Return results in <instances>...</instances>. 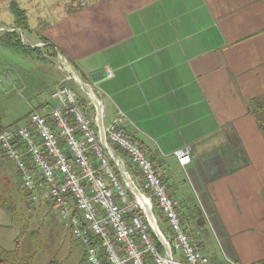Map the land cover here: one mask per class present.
<instances>
[{
    "label": "crops",
    "instance_id": "crops-1",
    "mask_svg": "<svg viewBox=\"0 0 264 264\" xmlns=\"http://www.w3.org/2000/svg\"><path fill=\"white\" fill-rule=\"evenodd\" d=\"M12 3L26 17V27L17 28L22 44L38 47L42 58L0 44L2 55L18 54L5 64L0 58L6 85L0 86V131L35 106L57 104L49 95L62 78L49 93L42 91L37 103L32 93L22 94L30 86L26 72L39 61L54 62L46 48L52 46L77 73L96 80L103 122L122 111L125 132L145 151L158 153L156 170L179 202L183 226L198 227L191 206L196 201L207 227L203 232L211 233L222 250L216 263L236 261L229 230L264 227V137L249 109L250 100L264 94V0H0L2 26L13 27ZM106 68L112 77H105ZM12 94L29 109L4 123L3 107ZM240 149L246 157L238 159L233 153ZM178 150L188 151L187 165L178 163ZM9 161L0 150L4 227L16 213L4 184ZM205 233L198 241L201 251ZM5 237L0 227V241ZM248 238L240 235L237 245Z\"/></svg>",
    "mask_w": 264,
    "mask_h": 264
},
{
    "label": "built area",
    "instance_id": "built-area-1",
    "mask_svg": "<svg viewBox=\"0 0 264 264\" xmlns=\"http://www.w3.org/2000/svg\"><path fill=\"white\" fill-rule=\"evenodd\" d=\"M4 31H16L23 39L17 28L0 25ZM57 55L58 68L67 72L49 95L57 104L35 106L0 131V150L16 164L20 189L32 201L48 200L58 207L84 247L86 264H211L198 247L199 229L183 226L178 200L146 151L125 132V114L118 110L105 124L96 80H87ZM112 76L106 68L105 77ZM4 79L0 76L2 88ZM69 80L82 96L67 85ZM79 98L87 100L88 107H82ZM114 144L128 155L137 173L127 169ZM175 154L181 166L190 162L187 150ZM155 202L166 234L158 225Z\"/></svg>",
    "mask_w": 264,
    "mask_h": 264
},
{
    "label": "rangeland",
    "instance_id": "rangeland-1",
    "mask_svg": "<svg viewBox=\"0 0 264 264\" xmlns=\"http://www.w3.org/2000/svg\"><path fill=\"white\" fill-rule=\"evenodd\" d=\"M39 42H37L38 44ZM43 43V42H42ZM2 55L0 53V58L5 64L6 61L10 62L13 60L17 53L14 52H4ZM14 53V54H13ZM58 55L54 56V62L50 60L39 61L36 63L37 68L34 69L33 64L30 63L29 66L32 68L26 72V79L30 78V86L23 90L22 94L24 96H31L33 94L32 102L37 103L41 100V92L46 91L49 93L52 89L53 84L57 81L59 82L61 78L67 73L62 72L58 68ZM41 66V68H38ZM0 67H4L0 64ZM6 68V67H5ZM1 70V69H0ZM65 73V74H64ZM30 74V77H29ZM34 77V80L33 78ZM21 82L18 84L20 87ZM73 84L74 90L82 96V92L79 87L72 81H68L67 85ZM5 85V80H4ZM6 86V85H5ZM12 88H10L11 90ZM30 90V92H29ZM10 100L5 101L3 107V122L10 123L18 117L24 115L29 109V103L24 102L19 96L12 94L9 97ZM28 99V97H27ZM223 137V136H222ZM224 138V137H223ZM230 139L229 137H225ZM240 157H246V152L244 150H238L233 153ZM9 174L4 179V184L9 189V194L11 199L14 201L15 215L11 225L4 227L3 223L0 222V227L5 229L6 237L4 241H0V247L2 250H11L15 246L16 237L23 229L21 233V238L19 239L21 248V262L20 264H47L50 259L56 254L59 264H85L82 260L84 254V247L82 243L77 240L66 221L62 220L59 214L58 207L48 200L35 201L33 203L28 202L26 197L20 192L23 198V203H17L19 201L18 184L15 175V165L13 162H6ZM192 208L197 213L196 220L198 224L204 225V219L200 215L201 210L198 207L196 201L192 203ZM2 213V210H0ZM195 228V227H194ZM228 229V227H227ZM32 230H37L39 233L40 246L37 254L35 255L33 261L29 263V255L33 253L36 249L35 242L30 236ZM238 231H231L227 233V238L229 240V245L236 257V264H259L264 260V227H242L238 228ZM226 231V229H225ZM246 233V234H245ZM201 235V233H200ZM203 250L208 258H215L217 260H222L223 254L218 245L217 240L211 233L208 232L204 234ZM240 235H247L248 243L240 244L236 243L237 237ZM202 236V235H201ZM231 258V257H229ZM234 259V258H232ZM211 263V262H210ZM216 264H220L219 262Z\"/></svg>",
    "mask_w": 264,
    "mask_h": 264
},
{
    "label": "trees",
    "instance_id": "trees-1",
    "mask_svg": "<svg viewBox=\"0 0 264 264\" xmlns=\"http://www.w3.org/2000/svg\"><path fill=\"white\" fill-rule=\"evenodd\" d=\"M11 11L14 15V24L13 27L16 28H25L26 27V17L24 14V11L22 9H20L16 4L12 3L11 6ZM0 44H2L3 46L9 47L15 51H20V52H25V53H36L38 51V47H27L24 46L19 38V34L16 31H11V32H0ZM46 48L50 49L51 52H49L50 55L55 56V49L50 46L47 45ZM37 57L42 58L41 56H39L38 53H36ZM70 87L72 89H76V87H74L73 84H70ZM79 104L82 107H88V101L85 100L84 98H79ZM40 106V105H39ZM92 108V107H91ZM91 108H87L88 113L90 115H93L92 109ZM249 109L251 111V113L253 114V116L255 117L256 123L264 137V94L258 97H253L250 102H249ZM16 122L10 124L9 126L14 125ZM7 126V127H9ZM5 127V128H7ZM129 137H131L134 141H136V139H134L131 135L127 134ZM137 143H139L138 141H136ZM139 145L143 148V146L139 143ZM112 147L114 148V150L116 151V153L120 154L126 161V166L127 169L132 172V173H137V169L136 167L130 162L128 155L117 145H112ZM148 157L150 158V160L152 161L153 165L156 168V157L158 155V153L156 151L152 152V151H146ZM158 159V158H157ZM23 192V191H22ZM24 196L26 198H29V193L23 192ZM6 204V201L4 199H2L1 195H0V206H4ZM186 205V204H184ZM9 208H13L11 205L9 206ZM154 213L158 218V225L160 227V229L162 230V232L164 234H166V230L164 229V227L161 225L162 223V212L160 211V209H158L156 202L154 203ZM198 228L201 235L207 230V227H203V224H197ZM17 235L16 237V242H15V246L13 249L11 250H2L0 247V264H20L21 262V248H20V242L19 239L21 238V233ZM30 236L31 238L34 240L35 242V246L36 249L33 251V253L31 255H29V263H31L35 257V255L37 254L38 250H39V246H40V241H39V233L37 232V230H32L30 232ZM156 241V245L158 247V249L160 251L163 250V246L160 244V242L155 239ZM82 261L86 264L85 262V253L83 254L82 257ZM211 260L216 263V259L215 258H211ZM212 262V264H214ZM47 264H59L58 258L56 256V254L50 259V261ZM259 264H264V260L259 263Z\"/></svg>",
    "mask_w": 264,
    "mask_h": 264
},
{
    "label": "water",
    "instance_id": "water-1",
    "mask_svg": "<svg viewBox=\"0 0 264 264\" xmlns=\"http://www.w3.org/2000/svg\"><path fill=\"white\" fill-rule=\"evenodd\" d=\"M103 75V72L100 73H94V75L92 76L93 79H97L98 76Z\"/></svg>",
    "mask_w": 264,
    "mask_h": 264
}]
</instances>
